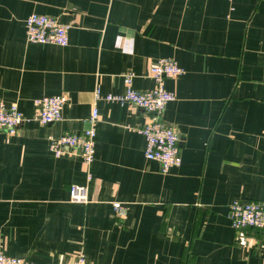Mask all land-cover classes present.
<instances>
[{
  "label": "crops",
  "instance_id": "obj_1",
  "mask_svg": "<svg viewBox=\"0 0 264 264\" xmlns=\"http://www.w3.org/2000/svg\"><path fill=\"white\" fill-rule=\"evenodd\" d=\"M58 18L69 44L33 43L26 18ZM172 58L175 100L162 121L180 136L182 163L162 172L139 131L154 116L96 99L155 87L151 67ZM65 100L42 125L34 100ZM0 100L27 120L0 130V252L37 264H264V231L236 230L230 204L264 199V0H0ZM95 159L55 156L51 140L89 127ZM91 171L92 179H88ZM87 184L89 201L70 199ZM120 202L122 212L114 208Z\"/></svg>",
  "mask_w": 264,
  "mask_h": 264
},
{
  "label": "built area",
  "instance_id": "obj_2",
  "mask_svg": "<svg viewBox=\"0 0 264 264\" xmlns=\"http://www.w3.org/2000/svg\"><path fill=\"white\" fill-rule=\"evenodd\" d=\"M27 39L33 43H53L60 46L69 44V26L58 18L32 13L26 20ZM184 73V69L172 58H160L151 67V75L155 80V87L150 90H138L134 87V72H126L125 88L118 94L108 93L104 96L101 89L95 91L96 99L104 98L107 101L118 102L122 105L133 104L153 114L154 118L139 129L146 138L145 156L156 160L161 165L162 172L182 163L180 136L177 131L166 125L161 116L168 103L175 100V93L166 88V78H172ZM65 100L59 96H42L34 100V119L47 125L62 119ZM99 109L93 108L89 117V127L81 132L65 133L51 140L49 149L53 155L59 157L71 149L80 150L87 166H91L95 159V139ZM27 120L18 104L7 105L0 100V130L15 134L19 127ZM88 179H92L91 171ZM70 199L75 202L89 201L87 184H72L69 189ZM114 208L122 212L124 206L120 202L114 203ZM229 219L236 230L255 229L264 231V199L243 202L234 200L230 204ZM0 264H37L20 257L9 256L0 252ZM71 264H88L85 254L80 253Z\"/></svg>",
  "mask_w": 264,
  "mask_h": 264
}]
</instances>
